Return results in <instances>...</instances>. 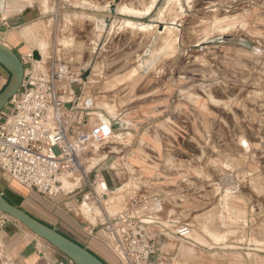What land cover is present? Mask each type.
Here are the masks:
<instances>
[{"label": "rangeland", "instance_id": "1", "mask_svg": "<svg viewBox=\"0 0 264 264\" xmlns=\"http://www.w3.org/2000/svg\"><path fill=\"white\" fill-rule=\"evenodd\" d=\"M33 1L42 13L38 14L36 20L41 22L40 28L33 26L30 43L31 48H37L42 54L45 65L41 69L46 71L52 60L72 63L75 68L84 67L77 73L81 72V77L87 83L80 88L77 99L82 102L87 98L88 106L83 104L87 107L85 109L80 105L72 114L73 121L90 112L88 117L91 121L87 127L90 130L101 119L113 115L115 108L112 109L109 104H116L117 98H120L122 104L139 103L143 96V83H140L141 78L132 75L136 69L145 68L170 75V78L166 79L167 84L172 86L168 88L170 95L177 96L181 89V92L187 93L189 97L192 98L193 95L192 100L187 97L191 101L202 105L209 101L211 109L207 113L218 118V121L225 122L228 133L233 134L238 143L243 137L241 143L250 147V150H246L248 152L243 151V157L251 161L255 159L256 164H259L257 166H260L259 171L255 174L246 172L208 175L212 189L209 199H214L215 205L198 207L199 210L195 211L183 205L174 217L181 224L192 225V235L201 243L205 242L196 236L198 231L211 235L213 233L212 241L218 244L217 246H235L246 241L258 242V237L262 242L261 247H264V0H164L162 9L163 5L169 6L164 12L163 20H179L184 27L183 38L187 37V40L184 39L182 45V40L179 43L175 40V34L178 35V32L170 27L162 29V35L159 34V27L146 32L150 38L149 45H143L142 30H146L148 26L138 25V18L131 14L148 13L153 9V6L150 7L152 0L144 9L142 0H101L96 7L102 11L99 17L104 27L107 25V30L95 32L91 39L94 41L92 45H83L82 35L79 34L86 30L94 15L75 13L79 9L73 8V5L92 9L95 8L93 0H39L38 4L36 0ZM63 6L66 11L64 14L47 13L50 7L57 10ZM129 7L141 12H131ZM126 19L134 20L136 25H133L134 21L131 20L125 23ZM190 38L193 39L192 43ZM240 39L242 41L239 42ZM42 41H45L46 46L42 45ZM124 59H130L131 62L125 63ZM143 59L145 62H142ZM124 69L132 72L128 73L127 77H113ZM191 71H197L198 78H193ZM224 76L232 83L227 84L229 90H234V97L228 98V101L223 99L227 98L223 95V82H218ZM9 78L10 74L6 72L5 76H0L2 89L7 85ZM192 86L194 90L189 89ZM88 97L91 100L88 101ZM10 110L11 106L8 105L2 112L7 114ZM100 113L103 115H98ZM239 120L243 123L238 122ZM84 129L86 130L85 127ZM256 135V141L249 146L247 137ZM113 138L114 135L107 139L114 141ZM108 148L116 149L117 146L102 142L92 143L83 154V161L93 156L94 165L99 163ZM93 167L86 172L91 171ZM93 174L94 170L88 173L92 182ZM77 176L81 177V174ZM66 177L72 181L74 179V175ZM220 180L227 184L225 190L220 189L217 183ZM102 181L103 179H99L93 185L98 192L99 201L94 198H82V194L88 193L90 188L82 192L78 189L71 192L79 183L60 189L56 195H42L11 178L0 184V190L13 203L39 220L85 243L79 233L65 222L62 211L58 212L52 207V201L59 200L60 207L72 213L83 224L88 225L85 219L98 224L105 216H113L127 210L120 203L118 194L101 188ZM237 184H240V189L236 187ZM8 189L19 193L23 198L11 194ZM203 190L206 192L207 188L204 187ZM74 194L75 200L71 203ZM84 202L87 203L82 206ZM89 206L93 209L91 215ZM165 208L166 205L163 204L160 215L164 213ZM39 240L60 251L46 239L39 237ZM4 263L8 264L0 248V264Z\"/></svg>", "mask_w": 264, "mask_h": 264}, {"label": "crops", "instance_id": "2", "mask_svg": "<svg viewBox=\"0 0 264 264\" xmlns=\"http://www.w3.org/2000/svg\"><path fill=\"white\" fill-rule=\"evenodd\" d=\"M36 1L38 4L39 0ZM93 1L95 8L92 9L91 7L73 5V8L79 9L75 13L94 15L86 30L79 34L84 39H82L83 45H92L94 41L91 39L95 36L94 33L102 29L107 30V25L104 27L103 21L99 17L102 15V11L96 7L97 3H101V0ZM149 1L142 0L143 9L146 8ZM34 2L33 0H0V42L14 50L21 58L30 53H34L36 57L41 54L37 48H31L30 43L33 37V28L37 26L36 28L39 29L41 24L36 20L38 14L42 12L38 6L35 7ZM163 3L164 0H157L153 9L148 13L131 14L138 18V25L148 26L146 30H142L144 31L143 45H149L150 38L147 37L146 32L155 27H159L161 35L162 29L166 30L168 27L174 29L178 32V35L175 34V40L178 43L182 40L181 45L184 39L187 40V37L183 38L184 27L179 20L174 22L163 20L164 12L169 6L163 5L162 9ZM50 8L47 13L64 14L66 12L65 6L58 7L57 10ZM157 9L159 10L157 11ZM87 10H91V12ZM153 15H157V17ZM130 20L134 21L126 19L125 23ZM195 38L198 40L197 37ZM190 40L192 43L193 39L190 38ZM42 62L45 65L43 57ZM54 62L64 61L52 60L46 71L51 68ZM124 62L131 61L124 59ZM142 62H145V59ZM67 64L72 67L71 75L64 81H68L67 83H62L64 89L62 96L66 100L65 113L71 122V133L88 132L102 122H108L112 129L114 126L117 127V129H113L111 135H114V141L107 139L102 142L103 144H114L117 146V150L108 148L103 160L95 165L93 160L90 167L93 165L94 167L88 173L90 174L94 170L93 177L96 174L102 176V182L105 183L103 190L118 194L121 198L120 203L127 210L133 207L134 200L150 202L158 198L162 200V204L166 205L164 213L159 214L156 220L162 231L157 240V252L151 258L152 264H157L161 260L166 264H264V247H261L262 242L258 237V242L246 241L239 242L235 246L222 247L212 241L213 233L211 235L205 231H198L199 234L196 236L205 242L201 243L193 237L192 225L181 224L174 217L177 212H180L183 205L192 211L199 210L198 207L215 205L214 199H209V192L212 189L208 175L219 174L218 176H220L246 172L255 174L260 168L255 159L251 161L243 157V151L250 150V147H245L241 143L243 137L238 143L235 136L228 133L225 122L218 121V118L207 113L211 109L209 101L205 105L191 101L193 95L191 98L187 93L181 92V89L177 96H172L168 93V88L172 86L167 84L166 80L170 78V75H163L159 71L156 73L145 68L139 70L135 68L132 76L141 78L140 83H143L141 101L137 104H122L120 98H117L116 104H109L112 109L115 108V111H112L113 115L101 119L98 124L88 130L87 127L91 121L88 117L90 112L77 117L78 120L75 121H73L72 115L80 103L83 102L85 106H88L86 105L87 98L82 102L77 99L80 88L82 89L83 85L87 83L81 77V72L77 73L84 67L75 68L72 63ZM74 68L76 71L73 70ZM5 72L8 73L0 65V76H5ZM130 72L132 71L129 69L120 70L113 77H127ZM191 75L193 78H198L199 73L191 71ZM180 76L182 75H178V77ZM220 81L223 82V95L227 97L223 99L228 101L234 97V90H229V86H227L232 83L229 82L230 80H226L225 76L218 80V82ZM64 84L66 85L64 86ZM194 86L189 89L194 90ZM191 94L194 93L191 92ZM238 122L243 123L242 120ZM84 127H86V131ZM256 139L257 135L247 137L246 140L250 146V143L255 142ZM92 143L99 142L89 143L84 153ZM7 179H11V177L0 171V184ZM73 180L74 185L78 183L79 185H76L71 192L77 189L79 192L87 188L95 189L93 185L97 181L94 179L92 182L89 175L87 177L74 175ZM217 183H219L220 189L227 188V184L223 181L220 180ZM61 186L62 182L60 181L56 186L57 190H53L50 194L56 195L62 189ZM204 187L207 188L206 192L203 190ZM236 187L240 189V184H237ZM8 192L23 198L12 189H8ZM75 196L76 194L71 199V203L75 200ZM205 196L207 198H204ZM58 201H52V207L58 212L62 211L61 214L65 222L72 230L79 233L85 243L76 237L66 234L67 236L88 247L106 263L123 264L119 256L107 244L101 225L98 228L99 223L94 224L85 219L88 225L83 224L72 213L61 208ZM182 225H189L191 228V234L187 238H180L175 233ZM0 243L2 244V255L5 261L10 264H69L60 251L42 243L35 233L27 227H23L19 221H8L0 227Z\"/></svg>", "mask_w": 264, "mask_h": 264}, {"label": "built area", "instance_id": "3", "mask_svg": "<svg viewBox=\"0 0 264 264\" xmlns=\"http://www.w3.org/2000/svg\"><path fill=\"white\" fill-rule=\"evenodd\" d=\"M21 59L25 66L23 83L8 103L9 113L0 114V171L20 185L47 195L57 190L63 175L87 177L83 161L85 148L91 142L107 140L113 129L108 122H102L88 132L72 134L71 122L65 113L66 100L62 96V83L71 74L70 65L54 62L48 71H43L41 54L36 57L30 53ZM94 179L103 178L96 174ZM82 198L99 201L95 189L82 194ZM133 204L131 210L105 216L98 223L107 244L123 264H152L162 231L156 222L162 212V200H134ZM15 220L0 212V227ZM175 233L187 238L191 228L182 225ZM62 255L69 264H74ZM157 264L166 262L161 260Z\"/></svg>", "mask_w": 264, "mask_h": 264}, {"label": "water", "instance_id": "4", "mask_svg": "<svg viewBox=\"0 0 264 264\" xmlns=\"http://www.w3.org/2000/svg\"><path fill=\"white\" fill-rule=\"evenodd\" d=\"M0 65L10 74L7 85L0 92V114L11 98L19 91L25 76L21 57L6 44L0 42ZM113 129H117L116 126ZM0 212L23 223L37 236L46 239L73 261L74 264H108L88 247L75 241L55 227L39 220L22 207L10 201L0 190Z\"/></svg>", "mask_w": 264, "mask_h": 264}, {"label": "bare ground", "instance_id": "5", "mask_svg": "<svg viewBox=\"0 0 264 264\" xmlns=\"http://www.w3.org/2000/svg\"><path fill=\"white\" fill-rule=\"evenodd\" d=\"M157 0H152V2L150 3L151 5H150V7H154V4H155V2H156ZM45 4V3H44ZM150 7H149V10H150ZM130 9V11L131 12H135V13H140L141 11L140 10H138V9H133V8H131V7H129ZM127 11V10H126ZM133 25H136V23L135 22H133ZM25 31V30H24ZM27 37V36H26ZM30 41V40H29ZM35 41V40H34ZM41 43H43L42 45L44 46L46 43H45V41H42ZM46 46V45H45ZM39 51H40V49H39ZM40 64H42L43 65V62L41 61L40 62ZM89 97H88V101H89ZM91 100V99H90ZM80 105H83V103H80ZM90 115V114H89ZM98 115H102V113H100V114H98ZM101 117H103V116H101ZM98 119V118H97ZM90 120V119H89ZM104 121V120H103ZM87 125H88V123H87ZM87 127V126H86ZM85 127V128H86ZM86 131V130H85ZM113 136H111V138H112ZM246 143V142H245ZM249 145V144H248ZM94 158V157H93ZM92 157L91 158H87L86 159V161H84V167H85V169L86 170H89L90 168H92V167H90L92 164H93V159ZM90 167V168H89ZM60 181L62 182V188H70L71 186L70 185H73V183H74V180L72 181L70 178H67L66 176H61L60 177ZM100 186H101V188L103 189V187L105 188V183L104 182H102L101 184H100ZM109 196V195H108ZM86 203L87 202H84L83 204H82V206H84V205H86ZM88 211H89V215H91L92 213H93V209L89 206L88 207ZM1 243H0V248H1ZM5 264V263H4ZM8 264H10V263H8Z\"/></svg>", "mask_w": 264, "mask_h": 264}, {"label": "trees", "instance_id": "6", "mask_svg": "<svg viewBox=\"0 0 264 264\" xmlns=\"http://www.w3.org/2000/svg\"><path fill=\"white\" fill-rule=\"evenodd\" d=\"M9 199V198H8ZM10 200V199H9ZM11 201V200H10Z\"/></svg>", "mask_w": 264, "mask_h": 264}]
</instances>
